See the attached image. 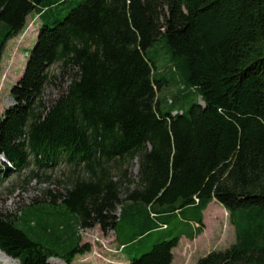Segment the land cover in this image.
Instances as JSON below:
<instances>
[{"label":"trees","instance_id":"trees-1","mask_svg":"<svg viewBox=\"0 0 264 264\" xmlns=\"http://www.w3.org/2000/svg\"><path fill=\"white\" fill-rule=\"evenodd\" d=\"M33 15L40 27L0 116V155L6 172L66 166L68 185L48 193L60 210L47 214L75 222L47 247L27 233V209L0 214V251L19 264H74L92 246L72 242V228L114 232L124 249L163 231L127 264H172L216 201L236 241L196 264H264V0H0V73ZM156 44L170 67L160 77ZM176 214L187 231L169 240ZM128 218L135 233L123 237Z\"/></svg>","mask_w":264,"mask_h":264},{"label":"rangeland","instance_id":"rangeland-1","mask_svg":"<svg viewBox=\"0 0 264 264\" xmlns=\"http://www.w3.org/2000/svg\"><path fill=\"white\" fill-rule=\"evenodd\" d=\"M76 5L77 1L73 2L71 7H75ZM67 12L68 10L66 9L65 14H67ZM39 27L40 21L38 17L34 15L29 17L26 30L7 45L2 57L0 73V116L4 114L9 107L14 105L11 90L20 80L24 72L29 52L36 43ZM161 46L162 44H156L154 47L150 48L148 52L158 68L157 77H160V72L162 70H170L168 59H166L167 54L161 49ZM173 84L174 87H178L177 83ZM68 85L69 81L65 83L64 87L67 88ZM166 90L167 88L162 93H165ZM53 94L54 96L56 95V92L53 90L47 92V96ZM189 106L190 103H186L185 108L187 109ZM4 161V157L0 155V171L3 174L0 178V214L16 217L20 216L23 209H27L29 213L27 221L31 223L33 222L32 226L35 225L34 230L27 228L31 231V233L29 231H27V233L43 245L53 247L55 243L52 231L59 229L61 224L66 225L70 221L75 222V219L71 220V216L68 217L66 215H51V217L54 218H50L47 212L52 211V209H56V212H58L60 206L48 205L51 202L48 193L52 192L54 195L57 192L63 191V187L67 186L69 183L68 177L70 175V170L64 165L55 169L45 170H39L34 165H31L22 173H18L15 170L6 172ZM131 171L133 178H136L138 174L137 161L133 163ZM35 199L44 201V203H39L33 206V201ZM49 207L53 208H50V210ZM222 209L224 208L217 202H213L209 206L205 212L206 231L199 239L198 244L193 243L196 247L199 245L197 249L195 247V252L197 250L198 253H196L195 256H192V254L189 253L184 260V264H196L201 258L205 257L210 252L224 251L235 243L236 234L235 229L230 222L229 213L226 211L223 212ZM119 212L120 210H118V213ZM182 217H184V215L180 216L176 214L165 220L169 230L165 231L164 234L168 235L169 240L178 236L181 231H187V226ZM46 221H48V227L44 230L42 226H45ZM118 232L123 234V237L135 233L133 219L128 218L127 220H124L120 224ZM80 235L82 244H91L92 252L85 256L77 257L75 259L76 264H106L105 261H111L110 259L116 264L120 262H117L118 259L114 258V256H119V253L116 251V240L113 233L110 232L108 235H105L99 227H96L92 230L82 229ZM160 237V233H153L142 242L128 247L120 257L123 259L124 257L126 258L123 260L125 264L127 261L130 263V260L133 258H140L143 255L142 252L151 250L152 246L158 242ZM138 253L139 255H137ZM177 253L180 255L179 251ZM9 259L7 258V260ZM60 260L52 258L51 262L53 264H64ZM9 261L12 264H19V261H14L12 259ZM181 261V258H178L177 262H174L173 264H183ZM0 264L5 263L0 261Z\"/></svg>","mask_w":264,"mask_h":264},{"label":"crops","instance_id":"crops-1","mask_svg":"<svg viewBox=\"0 0 264 264\" xmlns=\"http://www.w3.org/2000/svg\"><path fill=\"white\" fill-rule=\"evenodd\" d=\"M214 202H216V201H214ZM218 203V202H217ZM219 204V203H218ZM211 205V204H210ZM220 205V204H219ZM223 207V206H222ZM209 208V207H208ZM224 208V207H223ZM225 209V208H224ZM224 209H222L223 210V212L224 211H226V210H224ZM207 211V210H206ZM205 211V212H206ZM205 212H204V223H205ZM227 212V211H226ZM76 224H74V226H75ZM195 223H191V228H192V230H194V228H195ZM205 231H206V229H205ZM205 231H204V233H205ZM161 233L163 232V231H160ZM111 233H113L114 235H115V240H116V244H115V246H116V249H118V248H120V243L118 242V240H117V236H116V234L114 233V232H111ZM160 233V234H161ZM203 233V234H204ZM202 234V235H203ZM202 235L201 236H198L197 238H195L194 240H190V239H188L186 236H183L182 238H181V240H180V243H179V246L177 247V248H175L174 250H173V255H174V260H173V263L174 262H177V260H178V258H181V263H183L184 264V260H185V258H186V256L189 254V253H191L192 254V256H195L196 255V253H198V251L196 250V252H195V245L193 244V243H195V244H198L199 243V239L202 237ZM163 235H161V237H162ZM78 237H81L80 236V233H79V230H74L73 228H72V242L75 240V241H77V239H78ZM199 246V245H198ZM197 246V247H198ZM197 247H196V249H197ZM125 250H127V248H125L123 251H122V253H119V256H114V258H116V259H118L117 260V262L118 261H120L119 262V264H125L124 262H123V260L124 259H126L125 257H124V259L123 258H121L120 257V255L121 254H124V252H125ZM117 251V250H116ZM179 251L180 252V255H178V253L177 252ZM139 254V253H138ZM137 254V255H138ZM136 255V256H137ZM123 257V256H122ZM128 262V261H127ZM172 263V264H173ZM74 264H76L75 262H74ZM127 264V263H126Z\"/></svg>","mask_w":264,"mask_h":264},{"label":"bare ground","instance_id":"bare-ground-1","mask_svg":"<svg viewBox=\"0 0 264 264\" xmlns=\"http://www.w3.org/2000/svg\"><path fill=\"white\" fill-rule=\"evenodd\" d=\"M119 253V251H117ZM7 258L9 259L10 257H8L7 255L3 254V252L0 251V261L5 263V264H12L9 260H11L12 258H10L9 260H7ZM14 260V259H12ZM16 261V260H14ZM16 263V262H15Z\"/></svg>","mask_w":264,"mask_h":264},{"label":"water","instance_id":"water-1","mask_svg":"<svg viewBox=\"0 0 264 264\" xmlns=\"http://www.w3.org/2000/svg\"><path fill=\"white\" fill-rule=\"evenodd\" d=\"M53 259H55V258H53ZM52 260V259H51Z\"/></svg>","mask_w":264,"mask_h":264}]
</instances>
